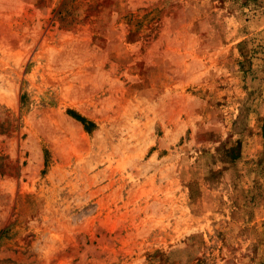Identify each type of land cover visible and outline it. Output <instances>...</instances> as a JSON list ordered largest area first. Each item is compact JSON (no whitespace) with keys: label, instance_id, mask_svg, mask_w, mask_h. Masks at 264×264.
Masks as SVG:
<instances>
[{"label":"rangeland","instance_id":"rangeland-1","mask_svg":"<svg viewBox=\"0 0 264 264\" xmlns=\"http://www.w3.org/2000/svg\"><path fill=\"white\" fill-rule=\"evenodd\" d=\"M0 264H264V0H0Z\"/></svg>","mask_w":264,"mask_h":264},{"label":"trees","instance_id":"trees-1","mask_svg":"<svg viewBox=\"0 0 264 264\" xmlns=\"http://www.w3.org/2000/svg\"><path fill=\"white\" fill-rule=\"evenodd\" d=\"M66 113L69 116H71L72 118H74L75 120L79 121L85 129L88 130L92 126L91 122L84 120L83 117H81L80 115L76 114L75 112H73L71 110H68V111H66Z\"/></svg>","mask_w":264,"mask_h":264}]
</instances>
